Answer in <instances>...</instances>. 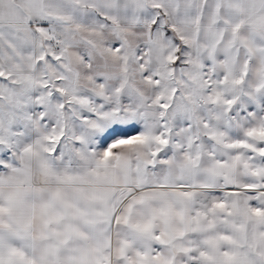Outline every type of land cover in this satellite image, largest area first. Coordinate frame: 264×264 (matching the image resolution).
<instances>
[{
	"label": "snow or ice",
	"instance_id": "obj_1",
	"mask_svg": "<svg viewBox=\"0 0 264 264\" xmlns=\"http://www.w3.org/2000/svg\"><path fill=\"white\" fill-rule=\"evenodd\" d=\"M0 264H264V0H0Z\"/></svg>",
	"mask_w": 264,
	"mask_h": 264
}]
</instances>
